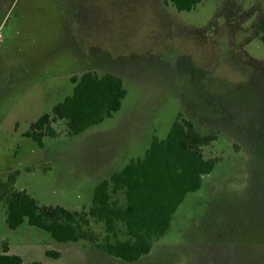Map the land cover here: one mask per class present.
Here are the masks:
<instances>
[{
	"label": "rangeland",
	"instance_id": "374dc122",
	"mask_svg": "<svg viewBox=\"0 0 264 264\" xmlns=\"http://www.w3.org/2000/svg\"><path fill=\"white\" fill-rule=\"evenodd\" d=\"M262 39L264 0H204L190 12L168 0H0V180L17 172L14 187L37 204L82 210L93 185L141 159L178 114L216 137L204 156L219 159L137 262L26 223L11 230L3 203L0 252L6 243L23 264H264ZM86 71L123 81L121 109L76 136L59 120L39 148L25 132ZM112 199L124 205L123 193Z\"/></svg>",
	"mask_w": 264,
	"mask_h": 264
},
{
	"label": "trees",
	"instance_id": "16d2710c",
	"mask_svg": "<svg viewBox=\"0 0 264 264\" xmlns=\"http://www.w3.org/2000/svg\"><path fill=\"white\" fill-rule=\"evenodd\" d=\"M168 1L176 11L190 12L204 0ZM70 82L71 95L32 123L24 134L39 148H43L44 138L58 136L53 123L64 120L67 134L79 135L111 118L121 109L127 94L123 81L112 74L86 71L71 77ZM215 140L214 135L200 134L192 121L178 114L164 139L152 138L141 159L130 161L101 181L93 190L90 207L78 211L37 204L25 190L14 187L18 174L15 172L0 180L6 225L15 230L26 223L45 231L57 242H89L110 257L137 262L165 235L185 197L199 191L203 178L213 172L219 159L206 158L204 148ZM119 192L125 198L122 206L112 199ZM93 223L103 225V238L92 230ZM45 255L59 257L50 251ZM0 264L23 263L19 256L9 254L4 243Z\"/></svg>",
	"mask_w": 264,
	"mask_h": 264
},
{
	"label": "crops",
	"instance_id": "0c3cea01",
	"mask_svg": "<svg viewBox=\"0 0 264 264\" xmlns=\"http://www.w3.org/2000/svg\"><path fill=\"white\" fill-rule=\"evenodd\" d=\"M113 116V115H112ZM130 161H133V160H129L128 162L126 161L123 165L122 164H120L119 166H117V171H120L126 164H128ZM117 171H115V170H109L108 172H106V174H105V178L104 179H102L101 181H103V180H105V179H107V178H109V176L112 174V173H114V172H117ZM100 181V182H101ZM100 182H98L97 184L95 183L94 185H93V187L91 188V191H92V193H93V190H94V188H95V186H97ZM202 187H203V183H202V186H201V188H200V190L199 191H201V189H202ZM199 191H197V192H195V193H191V194H188L187 196H194V195H196ZM186 196V197H187ZM186 197H185V199H186ZM185 199L183 200V202H182V204L184 203V201H185ZM91 201H92V196H91ZM182 204L180 205V206H182ZM90 205H91V203H90ZM90 206H88L87 208H84V209H88ZM180 208V207H179ZM178 208V209H179ZM194 208V207H193ZM83 209V208H82ZM72 211H78V210H72ZM178 211V210H177ZM176 211V212H177ZM176 214V213H175ZM174 214V216H173V218H172V221H171V223H170V226H169V228H168V230H167V232L166 233H168V231L170 230V227H171V224H172V222H173V220H174V218L176 217V215ZM166 233H165V235H166ZM187 234V233H186ZM181 235H183V231H181L180 230V234H179V236L182 238V236ZM153 248V247H152ZM152 250V249H151ZM151 252V251H150ZM150 254V253H149ZM148 254V255H149ZM148 255H146V256H148ZM145 256V257H146Z\"/></svg>",
	"mask_w": 264,
	"mask_h": 264
}]
</instances>
